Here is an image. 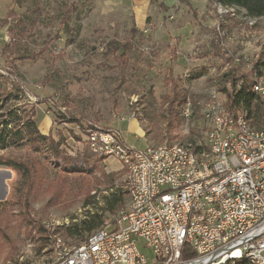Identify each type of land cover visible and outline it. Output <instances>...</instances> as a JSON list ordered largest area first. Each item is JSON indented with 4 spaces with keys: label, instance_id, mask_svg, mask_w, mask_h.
Returning <instances> with one entry per match:
<instances>
[{
    "label": "rangeland",
    "instance_id": "1",
    "mask_svg": "<svg viewBox=\"0 0 264 264\" xmlns=\"http://www.w3.org/2000/svg\"><path fill=\"white\" fill-rule=\"evenodd\" d=\"M191 4L190 8L180 0H0V97L11 109L29 111L35 106L40 128H51L55 137L65 140L64 158L46 163L49 180L59 169H65L71 180L64 201L55 208L46 207V193L33 201L35 225L30 230L14 193L18 175L0 166V217L10 219L9 228L0 234V264H54L56 238L68 246L83 243L67 238L65 227L83 222L88 213L110 220L128 207L126 197L123 208L114 215L108 212L104 197L128 192L129 174L120 163L91 155L84 131L87 121L121 130L134 150L189 143L204 147L210 129L204 117L212 112L207 107L213 102L222 110L221 102L225 103L217 88L223 74L232 69L246 73L255 60H264V17L250 18L216 0ZM139 8L146 10L147 21L135 39L129 69L122 73L104 47L109 41L131 38ZM22 56L26 59H16ZM169 67L191 103L182 109V123L172 140L162 120ZM258 94L264 98V86ZM56 115L79 123L56 124ZM28 153V147L15 148L0 151V157L22 160ZM81 176L94 187V204L88 207L78 193L76 179Z\"/></svg>",
    "mask_w": 264,
    "mask_h": 264
},
{
    "label": "built area",
    "instance_id": "2",
    "mask_svg": "<svg viewBox=\"0 0 264 264\" xmlns=\"http://www.w3.org/2000/svg\"><path fill=\"white\" fill-rule=\"evenodd\" d=\"M263 86L257 80L254 92ZM221 105L222 115L214 114L212 102V117H204L208 127H216L208 140L217 145L214 163H198L195 153L168 145L161 153L131 148L142 174L134 177L128 211L105 220L80 245L56 238L54 264H219L236 254L264 264V116L256 133L260 142L251 144L231 135L232 112ZM84 126L93 157L132 168L117 151V144L127 145L121 130L88 121Z\"/></svg>",
    "mask_w": 264,
    "mask_h": 264
},
{
    "label": "trees",
    "instance_id": "3",
    "mask_svg": "<svg viewBox=\"0 0 264 264\" xmlns=\"http://www.w3.org/2000/svg\"><path fill=\"white\" fill-rule=\"evenodd\" d=\"M219 5L229 9H239L245 12V15L259 19L264 17V0H216ZM180 2H188V0H180ZM70 12L65 13V19L69 18ZM7 21L4 20V24ZM131 38L125 41L112 40L105 45V53L112 57L122 73H126L129 69L130 55L135 47V39L140 32L134 27L131 30ZM13 44L16 42L15 35L12 37ZM10 47V46H9ZM17 60L26 59V57H18ZM15 68L13 67V70ZM264 78V60L258 58L252 63L251 68L246 73H237L234 69L223 74L222 82L218 91L223 96L225 107L232 113L241 112L244 118L249 120L252 127L260 129L264 116V98L254 92L256 81ZM180 81L173 75L172 68H168L165 77L166 86L169 92L163 97L162 103L165 111L162 113V120L167 125V134L170 139H175V135L182 123L183 111L187 106L188 94L183 89ZM18 101V99H16ZM52 109V107H51ZM185 109V108H184ZM51 112V110H49ZM182 112V113H181ZM58 114V113H57ZM37 109L32 106L28 111L22 108L11 109L8 106V100L0 97V151H7L15 148L28 147V154L22 160L9 159L0 157V166H4L14 170L18 175V180L14 186V193H17V204L21 205L22 212L26 215L28 221V229L32 230L35 221L32 218L31 208L33 201L41 199V194H47V208H55L60 205L68 193L71 180L65 169L60 170L59 167L55 177L49 180L48 165L49 159H61L65 156L63 146L64 139H58L53 132L44 134L40 130L38 121H36ZM59 117V118H57ZM57 119V120H56ZM69 120V119H68ZM79 123V120H69L63 115H56L55 123ZM262 122V123H261ZM261 125L260 126H256ZM49 153L50 156L47 154ZM46 154V155H45ZM104 160V159H103ZM47 162V163H46ZM78 181L79 192L82 193L86 201V206L93 205L94 195L93 185L86 176L76 179ZM97 183H100L96 179ZM129 191L122 193L121 191L104 197L107 201L108 212L114 215L119 209L123 208L128 201ZM105 223L103 215L87 214L83 222H76L69 227L63 229L67 238L87 240L94 232L101 229ZM9 217H0V234H3L9 228ZM31 232V231H30ZM235 264H249L246 261Z\"/></svg>",
    "mask_w": 264,
    "mask_h": 264
},
{
    "label": "bare ground",
    "instance_id": "4",
    "mask_svg": "<svg viewBox=\"0 0 264 264\" xmlns=\"http://www.w3.org/2000/svg\"><path fill=\"white\" fill-rule=\"evenodd\" d=\"M254 90H256V85L254 86ZM214 98L216 99L217 96L214 94ZM222 110L219 108V106H215L214 108V114L215 115H222ZM184 113V111H183ZM184 115V114H183ZM208 117H212V112ZM229 125L231 127V135L236 136L238 138H241L243 141H247L251 144H259L260 142V135L257 136V128L252 127L249 123L247 125V120L244 118V115L241 112L232 113L229 114ZM263 126V125H262ZM262 127L258 130H261ZM216 134V127H210V129L206 132V143L204 147H208V149L204 152V147L202 145L195 146L193 144H175V145H168L173 148H175V151L177 152H187L189 150V153H195L196 154V161L198 163H214L215 157L217 155V145L216 144H208V140L212 139V136ZM151 152L154 153H161V149H164V146L160 147H150ZM117 151H121V154L123 157H126L128 160L129 166H132V168H126L129 174V195H133V183H134V177H141L142 174V161L138 159V157L135 156L134 150L129 148L127 145L124 144H117ZM129 204L126 209H123L122 211H128ZM120 211V212H122ZM223 259H221L222 261ZM228 261L225 264H235L238 262L246 261L249 264H260V263H251V256H243V254H236V255H230ZM219 261V263L221 262Z\"/></svg>",
    "mask_w": 264,
    "mask_h": 264
},
{
    "label": "crops",
    "instance_id": "5",
    "mask_svg": "<svg viewBox=\"0 0 264 264\" xmlns=\"http://www.w3.org/2000/svg\"><path fill=\"white\" fill-rule=\"evenodd\" d=\"M181 3H183V2H181ZM148 4V3H147ZM147 4H145L146 6H147ZM185 4H187L190 8L192 7V4H191V0H188V2H185ZM139 11H140V13L138 14V16H137V19H136V23H135V28L140 32V31H142L143 30V27H144V25L146 24V21H147V14H146V10L144 11V9L142 10V9H140L139 8ZM133 27V28H134ZM132 28V29H133ZM218 45H219V43H218ZM51 129V128H50ZM50 129H46V128H44L43 130L40 128V130H41V132L42 133H44V134H49L50 132H51V130ZM104 162H106V163H119L117 160H115V159H112V158H109V159H105V161ZM121 165V164H120ZM121 168H122V166H121Z\"/></svg>",
    "mask_w": 264,
    "mask_h": 264
},
{
    "label": "water",
    "instance_id": "6",
    "mask_svg": "<svg viewBox=\"0 0 264 264\" xmlns=\"http://www.w3.org/2000/svg\"><path fill=\"white\" fill-rule=\"evenodd\" d=\"M227 261V258H224L219 264H225Z\"/></svg>",
    "mask_w": 264,
    "mask_h": 264
}]
</instances>
